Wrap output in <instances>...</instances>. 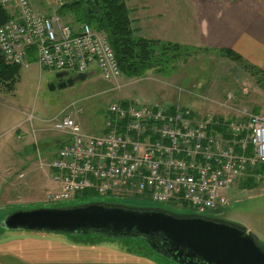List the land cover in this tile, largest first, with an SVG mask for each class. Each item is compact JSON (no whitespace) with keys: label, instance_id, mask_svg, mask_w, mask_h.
Returning a JSON list of instances; mask_svg holds the SVG:
<instances>
[{"label":"built area","instance_id":"built-area-1","mask_svg":"<svg viewBox=\"0 0 264 264\" xmlns=\"http://www.w3.org/2000/svg\"><path fill=\"white\" fill-rule=\"evenodd\" d=\"M0 5L17 11L0 24V53L7 63L23 64L32 49L42 68L86 72L95 65L105 80L113 81L114 90L122 87L121 71L103 32L87 22L68 23L58 8L44 16L33 9L32 0H0ZM231 109L230 119H196L180 104L169 109L113 100L101 133L92 134L75 120L82 111L80 99L70 102L46 121L63 138L47 164L54 188L46 203L58 205L91 192L123 200L187 203L198 213L215 214L228 204L226 192L237 180L247 176L264 183V113Z\"/></svg>","mask_w":264,"mask_h":264},{"label":"rangeland","instance_id":"rangeland-1","mask_svg":"<svg viewBox=\"0 0 264 264\" xmlns=\"http://www.w3.org/2000/svg\"><path fill=\"white\" fill-rule=\"evenodd\" d=\"M65 1L70 3L66 16L78 22L86 21L93 28L95 19L86 17L83 2ZM51 2L53 0H34L37 7H50ZM212 51L201 50L188 56L187 61L170 64L169 75L154 70L138 78L122 75V87L115 90L113 81L105 80L96 66L91 68L94 71L87 70L86 79L62 86L77 73L68 71L66 77L60 79L56 77L57 71L40 67L34 57H25L15 76L0 83V177L5 178L12 172L8 177L12 180L5 178L0 190V213L47 206L46 195L54 188L50 184L47 164L58 146L55 139L61 136L45 127L49 119L74 100L80 99L82 109L76 112L75 120L83 131L92 134L101 133L106 109L113 100L143 107L157 103L169 109L180 104L190 108L196 119L207 116L227 119L233 113L231 107L264 113V76L252 67ZM31 128L47 130L37 131L36 146L28 144L34 136ZM41 162L44 166L40 168ZM21 172L24 176L17 179ZM243 178L226 192L229 198L226 206L215 214L205 212L202 215L242 224L254 234H260L259 239L264 242V183L246 187ZM89 202L123 201L117 196L93 193L66 200L59 206ZM136 202L177 213H197L191 205L158 203L151 199ZM148 250L142 243L125 239L109 240L98 236L90 239L57 232L0 229V264H174Z\"/></svg>","mask_w":264,"mask_h":264},{"label":"water","instance_id":"water-1","mask_svg":"<svg viewBox=\"0 0 264 264\" xmlns=\"http://www.w3.org/2000/svg\"><path fill=\"white\" fill-rule=\"evenodd\" d=\"M65 74L58 72L56 77ZM87 76L79 72L62 86ZM122 201L11 209L0 213V229L96 235L109 240L142 238L154 253L174 264H264V242L242 224Z\"/></svg>","mask_w":264,"mask_h":264},{"label":"crops","instance_id":"crops-1","mask_svg":"<svg viewBox=\"0 0 264 264\" xmlns=\"http://www.w3.org/2000/svg\"><path fill=\"white\" fill-rule=\"evenodd\" d=\"M67 2L62 0V5L56 6L53 0L50 7H37L32 0V6L36 12L44 16L50 15L58 8L59 14L64 11V14L60 15L65 21L71 24L79 23L76 18L66 16L69 11H66ZM124 2L129 11L131 27L138 36L201 48L231 49L241 56L244 64L254 66L256 72L264 76V0H124ZM3 8L10 16L17 13L16 7ZM29 56L35 58L32 49L28 51L26 59L30 58ZM92 66L95 65H91L88 70L94 71L91 69ZM233 117L232 113L227 119ZM45 128L48 129L49 124ZM45 128L35 129L32 142L28 144L36 145L37 131H47ZM21 133L22 136L23 132ZM58 139H55V143ZM21 141L28 142L22 139ZM11 174L12 172L5 178L12 180L8 178ZM5 178L0 177V190L5 184Z\"/></svg>","mask_w":264,"mask_h":264},{"label":"trees","instance_id":"trees-1","mask_svg":"<svg viewBox=\"0 0 264 264\" xmlns=\"http://www.w3.org/2000/svg\"><path fill=\"white\" fill-rule=\"evenodd\" d=\"M75 1H72V3H78L81 1L83 2V4H85L84 13L86 17L92 16L95 19V22H93V28L95 30L103 32L106 35L114 51L121 74L125 78L131 79L142 77L148 70H154L156 72L158 71V73L169 75L170 71L168 70V67H171L169 66L170 64L174 66L173 64L177 61H187L188 56H191L192 53L196 54L201 50H213L212 48L208 47L201 48L192 45L167 42L160 39H147L138 36L135 33L134 29L131 27L129 11L125 5L124 0H96L97 5H93L94 0H80L77 2ZM69 4L70 3H68L66 7H70ZM63 6L65 7V5ZM88 8L92 10L88 11ZM96 10H98V12ZM88 12H90V14ZM60 14H64V11H61ZM9 18L10 15L0 5V24L4 23ZM212 52L218 53L219 55L227 57L233 61L240 62L243 64V66L252 67L251 69H253L255 72L257 70L252 65H249L247 63L244 64L241 56L231 49L219 48L217 50L214 49V51ZM29 57L31 58V56ZM18 67L19 65L7 63L0 53V83L13 78L16 72H18L19 70ZM8 85H10V83ZM254 111L257 112V110ZM243 182L246 187L257 185L256 182H254L250 177H246L245 181ZM85 194L92 193L84 192L83 194L76 195L75 198L83 196ZM138 200L139 199H128V201L124 203L136 205L139 204L138 202H136ZM181 205L186 206L188 204L181 203ZM56 206H59V204ZM93 236L96 235H85L83 237H90L91 239V237ZM125 240L131 242L135 241V243H142V246L148 248L149 252H153L148 247L146 241L142 238H129ZM163 259L166 258L163 257Z\"/></svg>","mask_w":264,"mask_h":264},{"label":"flooded vegetation","instance_id":"flooded-vegetation-1","mask_svg":"<svg viewBox=\"0 0 264 264\" xmlns=\"http://www.w3.org/2000/svg\"><path fill=\"white\" fill-rule=\"evenodd\" d=\"M64 77V76H63ZM63 77H60V79H62Z\"/></svg>","mask_w":264,"mask_h":264}]
</instances>
